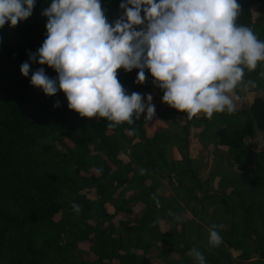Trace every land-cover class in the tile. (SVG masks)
<instances>
[{
    "label": "trees",
    "instance_id": "obj_1",
    "mask_svg": "<svg viewBox=\"0 0 264 264\" xmlns=\"http://www.w3.org/2000/svg\"><path fill=\"white\" fill-rule=\"evenodd\" d=\"M100 2L114 25L124 14L120 4L126 0ZM237 2L241 10L236 23L264 41V0ZM50 4L36 0L30 17L15 27L7 22L0 28V264H158L148 253L165 258L174 244L181 258L163 264H197L185 255L193 248L204 255L205 264H264V95L258 92L264 89V61L254 71L245 69L244 83L253 81L256 86L249 89L257 92L240 109V119L225 111L211 119L200 113L190 120L166 103L157 113L172 120L167 126L157 124L146 133L145 111L139 119L134 116L131 125L110 128L106 118L81 117L69 109L63 91L48 96L30 83L41 67L50 78L58 76L47 64L29 59L47 37L48 18L42 12ZM134 27L141 30L145 25ZM25 62L30 65L27 77L20 71ZM144 71L143 83L136 82L137 68H120L117 77L127 94L140 93L146 104L147 92L162 99L164 90L149 69ZM176 113L183 115L182 123L175 121ZM218 116L221 125L215 121ZM257 132L262 145L249 140ZM193 139L199 143V159L188 156ZM172 145L181 154L179 160L166 155ZM122 153L129 154V162ZM205 155L206 162L211 158V172L201 178L196 168L205 163ZM159 177L176 185V198L156 191ZM128 190L131 196L124 198ZM186 199L201 205L199 219L208 214L209 228L224 224L217 229L219 246L188 240V221L194 220L187 221L182 213L175 218L181 232L160 229L159 220L170 217L167 201H173L170 209L176 213L184 210ZM73 203L81 206L79 213ZM106 203L131 221H117ZM158 239L168 247L156 245ZM229 248L241 249L236 263L230 261Z\"/></svg>",
    "mask_w": 264,
    "mask_h": 264
},
{
    "label": "clouds",
    "instance_id": "obj_2",
    "mask_svg": "<svg viewBox=\"0 0 264 264\" xmlns=\"http://www.w3.org/2000/svg\"><path fill=\"white\" fill-rule=\"evenodd\" d=\"M35 3L0 0V28L7 22L15 27L30 17ZM120 8L124 14L113 25L100 0H51L42 12L48 18L47 37L29 59L47 64L58 76L50 78L41 67L32 73L31 85L48 96L63 91L69 109L81 117L106 118L110 128L131 125L133 117L139 119L145 111V120L155 115L150 94L146 104L140 93H126L117 77L120 68L139 69L137 83L146 80L144 70L149 69L164 90L162 101L190 120L200 113L208 119L214 113H234L236 104L229 93L242 83L245 90L256 86L251 80L244 83V74L264 61V41L236 23L241 10L237 0H126ZM138 25L145 27L136 30ZM20 71L27 77L29 63ZM72 208L81 211L79 204ZM220 227L211 225L209 246L222 243ZM189 255L205 264L198 249Z\"/></svg>",
    "mask_w": 264,
    "mask_h": 264
},
{
    "label": "crops",
    "instance_id": "obj_3",
    "mask_svg": "<svg viewBox=\"0 0 264 264\" xmlns=\"http://www.w3.org/2000/svg\"><path fill=\"white\" fill-rule=\"evenodd\" d=\"M256 92L257 91L251 90L249 88L247 90H245L243 85L241 84L240 86L238 85L237 88L232 93H229V95L232 96V98L234 99V102L236 104V109L237 110L235 111L234 115L237 116L239 119L243 117L241 115L240 109L242 107H247L250 104V102L253 100ZM258 92H260V94L264 95V89L260 90ZM156 99L158 101H160V103L163 102L162 99H159V98H156ZM164 104H166V103L163 102V105ZM159 107H161V106H159ZM160 119L161 120L163 119V121H161V123H160L162 125H166L167 126L170 123H172V120H170L168 117H165V116L161 117L160 116ZM175 121L179 122V123H182L184 121L183 115L180 114V113H176ZM158 123L159 122H157L155 118L153 120L152 119L151 120H147L146 123L143 126V130L146 133L152 132L154 130L155 126ZM259 135L262 136L261 133L257 132L255 137L252 138V139H249V140L256 141V138H258V139L260 138ZM194 142L198 143V141H195V139H193V143ZM261 142H263V141H261ZM219 146L222 147V148L226 147L225 145H219ZM171 147L176 149V147L173 146V145L172 146H168V148L166 150L167 157L169 159L179 160L181 158V154L178 157V156L174 155L173 153H171V151H172ZM198 147L196 149L195 148H191L192 150H191V152L188 155L189 158H191V159H197L198 158L199 159V154L197 153L198 152ZM202 159H203V161H205V163L203 165L197 167L196 168V172L198 173V175L201 178H205L211 172L210 171L211 164H210V161L206 162V160H205V159H207L206 155L204 157H202ZM123 161L129 162L130 159H128V160H124L123 159ZM159 180H160V182H159V185L157 186L156 191L158 193H160L161 195H163V196H168V197L169 196H173V197L176 198V194H175L176 185L170 183L167 177H159ZM186 180L190 184L189 178H187ZM217 180H218V176L216 175L215 178H214L213 187H216V181ZM130 196H131V190H128L126 193L123 194L124 198H128ZM167 202L169 203V205H168L169 208L167 209V213L170 212L169 213L170 217L165 216L164 218H161L159 220L160 229L164 230V231H169L170 228H175V230L177 232H181V222L175 220V218L178 217L179 213H182V215L185 214L186 217H187V221H188L189 217H191L194 220L193 223L188 221V227L186 229L187 230L186 238L188 240H190V239L198 240L200 245H202L203 247L208 246V248H211V246H209V230H210V228H209V226L206 223V220L208 219V214H205L204 220L199 219L200 217L198 216L199 215V211L198 210H200L201 205L199 203H194L192 200L186 199V204L184 205L185 206L184 210H181V211L175 213L174 211H171V209H172L171 207H172L173 201L169 200ZM138 206L139 205L137 204V207ZM105 207L108 210V212L114 213L115 218H116L117 221H120V220L121 221H126V222H130L131 221V219L125 218V216L116 213L114 208L110 204L106 203ZM197 224H200V225H197ZM222 226L224 227V224H222ZM154 243H156V245H158L160 248H165V247L167 248L168 247V243H166L165 241L160 240V239L155 240ZM181 244H182V241H178L176 246L180 247ZM172 249H174V250L168 251L167 256L165 258H164V256H161L157 252H155L153 254H151L149 252L148 256L150 258L157 259V263L158 264H163L164 261L168 260V259H171L172 262L173 261L176 262V261H178L181 258V253H180V251L177 250V248H175V244L173 245ZM229 252H230V261H232L233 263L234 262L236 263V259H237L238 255L240 254L241 249H239V248H229ZM185 255L186 256H190L189 255V251H187L185 253ZM256 258H257L256 255H254L252 258H250V261H252V260L254 261ZM236 264H242V263L240 262V263H236Z\"/></svg>",
    "mask_w": 264,
    "mask_h": 264
},
{
    "label": "rangeland",
    "instance_id": "obj_4",
    "mask_svg": "<svg viewBox=\"0 0 264 264\" xmlns=\"http://www.w3.org/2000/svg\"><path fill=\"white\" fill-rule=\"evenodd\" d=\"M253 13L256 15L257 14V10L254 8V10H253ZM148 94H150L151 95V93H148L147 92V95ZM152 96V101H151V103L155 106V115L152 117V120L155 118L156 119V121L157 122H159L158 124H160L161 123V121H163V119L161 120L160 119V116L158 115V113H157V109L156 108H158L159 106H162L163 105V102L162 103H160V101H158L156 98H154V96L153 95H151ZM146 99V98H145ZM144 99V100H145ZM148 103V102H147ZM244 105V104H243ZM158 106V107H157ZM235 113V112H234ZM234 113H232V114H234ZM232 114H229V115H232ZM146 115H147V113H146ZM222 118L221 117H217V120L215 119V121H217L218 122V124H220V122L222 121L221 120ZM173 123V122H172ZM221 125V124H220ZM260 136V135H259ZM258 138H256V143L258 144V145H262L261 144V139L259 138L258 140H257ZM199 146V144L198 143H193V147L192 148H197ZM171 153H173L174 155H176V156H180V153H179V150L176 148V149H174V148H172L171 147ZM179 153V154H178ZM215 153V150L213 151V154ZM212 154V155H213ZM212 155H209L210 157H212ZM121 157L124 159V160H128V159H130V156H129V154L128 153H122L121 154ZM209 157V158H210ZM209 161H210V164L212 163L211 162V158L209 159ZM176 178V177H175ZM177 179V178H176ZM166 180V179H165Z\"/></svg>",
    "mask_w": 264,
    "mask_h": 264
}]
</instances>
